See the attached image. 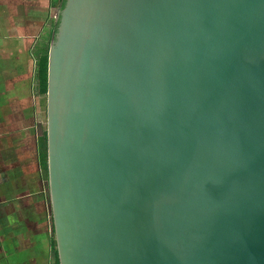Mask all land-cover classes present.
I'll return each instance as SVG.
<instances>
[{"label": "water", "instance_id": "obj_1", "mask_svg": "<svg viewBox=\"0 0 264 264\" xmlns=\"http://www.w3.org/2000/svg\"><path fill=\"white\" fill-rule=\"evenodd\" d=\"M55 23L58 264H264V0H65Z\"/></svg>", "mask_w": 264, "mask_h": 264}, {"label": "crops", "instance_id": "obj_2", "mask_svg": "<svg viewBox=\"0 0 264 264\" xmlns=\"http://www.w3.org/2000/svg\"><path fill=\"white\" fill-rule=\"evenodd\" d=\"M59 3L0 0V264H56L34 53L53 34Z\"/></svg>", "mask_w": 264, "mask_h": 264}, {"label": "trees", "instance_id": "obj_3", "mask_svg": "<svg viewBox=\"0 0 264 264\" xmlns=\"http://www.w3.org/2000/svg\"><path fill=\"white\" fill-rule=\"evenodd\" d=\"M65 0H60L59 8H62L64 5ZM57 24L54 25V31L56 30ZM53 34L51 36V39ZM50 39V40H51ZM49 43L43 47L40 46L34 53V57L36 60V70H35V78H36V90L39 95H42L46 99V91H47V65H48V49ZM39 143V151L42 158V162L44 164L45 175L47 178V137H46V128L41 131V135L38 137ZM53 233V232H52ZM54 237V235H53ZM54 240V238H53ZM54 249L56 253V244L54 240ZM56 264H58L57 256H56Z\"/></svg>", "mask_w": 264, "mask_h": 264}, {"label": "rangeland", "instance_id": "obj_4", "mask_svg": "<svg viewBox=\"0 0 264 264\" xmlns=\"http://www.w3.org/2000/svg\"><path fill=\"white\" fill-rule=\"evenodd\" d=\"M51 36L44 38V44L43 47L46 46V44L50 41ZM44 98V104L42 105V109H41V120H42V124L44 126V128L46 127V99L44 96H42ZM46 184H44V194H45V198L47 200H49V192H48V188H46ZM50 202V201H49ZM54 246V244H53Z\"/></svg>", "mask_w": 264, "mask_h": 264}]
</instances>
